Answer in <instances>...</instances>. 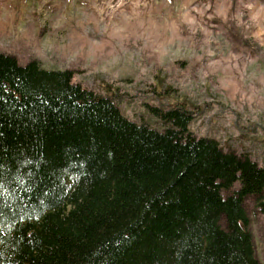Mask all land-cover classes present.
Returning a JSON list of instances; mask_svg holds the SVG:
<instances>
[{"label":"trees","instance_id":"obj_1","mask_svg":"<svg viewBox=\"0 0 264 264\" xmlns=\"http://www.w3.org/2000/svg\"><path fill=\"white\" fill-rule=\"evenodd\" d=\"M72 75L0 51V264H261L264 165L182 102L147 105L159 129Z\"/></svg>","mask_w":264,"mask_h":264},{"label":"rangeland","instance_id":"obj_2","mask_svg":"<svg viewBox=\"0 0 264 264\" xmlns=\"http://www.w3.org/2000/svg\"><path fill=\"white\" fill-rule=\"evenodd\" d=\"M0 51L159 129L147 105L182 102L194 135L264 165V0H0ZM245 207L264 264V213Z\"/></svg>","mask_w":264,"mask_h":264},{"label":"bare ground","instance_id":"obj_3","mask_svg":"<svg viewBox=\"0 0 264 264\" xmlns=\"http://www.w3.org/2000/svg\"><path fill=\"white\" fill-rule=\"evenodd\" d=\"M164 91V90H163Z\"/></svg>","mask_w":264,"mask_h":264}]
</instances>
